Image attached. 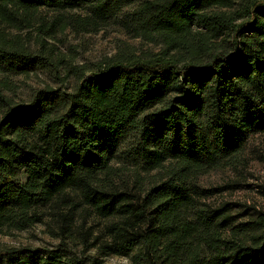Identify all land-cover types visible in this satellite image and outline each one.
<instances>
[{
  "label": "trees",
  "instance_id": "obj_1",
  "mask_svg": "<svg viewBox=\"0 0 264 264\" xmlns=\"http://www.w3.org/2000/svg\"><path fill=\"white\" fill-rule=\"evenodd\" d=\"M35 23L25 46L12 32ZM69 27L165 47L80 69L71 94L44 89L26 104L0 82V236L46 213L62 241L1 249L0 264H102L64 244L87 217L104 225L89 243L78 229L81 246L102 259L264 264V212L206 204L217 190L198 184L264 135V0H0V77L49 70L46 39Z\"/></svg>",
  "mask_w": 264,
  "mask_h": 264
},
{
  "label": "rangeland",
  "instance_id": "obj_2",
  "mask_svg": "<svg viewBox=\"0 0 264 264\" xmlns=\"http://www.w3.org/2000/svg\"><path fill=\"white\" fill-rule=\"evenodd\" d=\"M45 32L51 21V14L42 13ZM49 21V22H48ZM34 29L24 32H12L19 35L20 41L25 46L31 45L37 35V24ZM14 35H12L13 37ZM47 46L53 50L50 57L52 63L49 70H39L25 76L0 77V82H5L9 89H3L2 95L14 104H26L32 101L36 93L44 89L60 90L62 93L71 94L78 85L76 76L78 70L93 69L107 59L115 55L129 56L136 54L143 56L144 52L158 53L165 46L161 42H148L144 39H132L123 32L108 28L98 33L77 32L70 28L66 31L55 32L53 39H46ZM227 43L228 39H225ZM220 40L216 42L220 44ZM202 61L206 57L200 58ZM0 109V115L2 114ZM1 117V116H0ZM156 172L145 176L148 182L155 178ZM146 185V183H143ZM198 184L205 190H217L203 202L218 207L230 204L234 215L248 219L253 210L264 212V135H252L246 147L227 166L222 169L209 171L198 178ZM241 219V220H244ZM104 222L87 217L78 219L75 229V245L65 242L70 247L72 254L88 257H96L102 264H130L125 258L106 257L102 259L95 251L86 252L81 246L82 237L85 234L89 243L91 235L100 233ZM59 229L53 220L45 213L44 221L35 224L26 231L8 230L0 236L1 249H33L56 250L61 245Z\"/></svg>",
  "mask_w": 264,
  "mask_h": 264
}]
</instances>
